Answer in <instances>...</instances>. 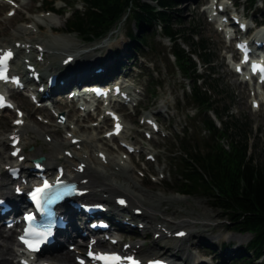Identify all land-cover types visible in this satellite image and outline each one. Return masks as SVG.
Listing matches in <instances>:
<instances>
[{
	"label": "rangeland",
	"instance_id": "1",
	"mask_svg": "<svg viewBox=\"0 0 264 264\" xmlns=\"http://www.w3.org/2000/svg\"><path fill=\"white\" fill-rule=\"evenodd\" d=\"M6 3L2 13H0V20L5 16L12 17L13 25L10 27V32L19 34V40L28 39L29 36L44 38L50 42H74L85 50H91L92 54L100 55L98 64L92 66V71H97L98 68L102 69L103 74L101 78L95 80L99 83L100 80L109 71L115 68L118 61L129 64L126 67L127 81H125L126 89L131 91L132 100L127 104L113 103V107L117 106L122 112L124 123V130L118 137H106L111 128V120L106 117L104 121L105 109L110 108V102L106 104L103 110L87 108L91 107L90 102L87 104L79 98V101L67 98L68 93L72 90L70 88L62 91L63 94L57 98L48 100L45 110H41V106L31 102V100L24 96L22 93H16L18 97L14 96L16 109H6L0 111V138H5L6 142L9 141L10 132L13 130L14 120L18 112L23 113L25 122L37 130V134L28 133L21 138V143L25 142V159L31 164V159L37 156H44L38 149L40 147L46 148L49 142H57L60 140L67 141L76 127L73 119L66 118V113L74 101L77 113L74 116L82 118L86 114L90 119L83 121L82 125L88 126L90 129L87 132H79L83 138L87 139V143H78L80 152H89L92 156H97L99 159L106 160V157H112L121 160L127 166L129 171V179L134 180L138 185L143 187L150 186L152 192L156 195L168 196L172 199L171 202L160 201L158 203V212L154 214L157 223L166 225L163 220L177 222L180 219H190L194 221V227L191 229V234L188 239H174L173 230L180 228L181 225L170 224L166 232L161 233L155 231V227L144 228L141 227L140 218L135 220L122 219L121 223L124 225L125 232L116 231L121 238L115 246L117 249H122L124 243H138L141 244L142 255L149 257L153 254H161L164 252L165 247H160L164 240H169L168 244L175 247L177 242L181 243L178 246L182 247L184 254L188 255V259L201 260L205 264H243L234 259L236 251L244 246L251 235L249 233H240L233 231L230 226H227V221L222 219L221 211L213 208L208 200L198 194L195 195H182L174 190L175 181L172 172L176 169L175 161L169 158L170 151L180 150L182 143L186 145L187 142L191 146H201V140L207 138L208 132L204 128L203 118L205 111L201 107H196L193 100L189 98L190 80L182 77L181 73L176 70L175 62L171 55L167 57L165 52L169 51L171 43L167 38H162L160 28L153 36L149 32L151 38V48L145 49V56L133 54L130 45V39L125 35L126 23L121 21L116 28L101 38L91 41H83L76 33H68L66 31L65 17L66 12L60 13V10L69 11L72 8L81 9L80 0H68L66 4L61 3L59 0H53V6L58 13L53 14L52 21L54 24L60 26L59 31H52L49 28V22L43 16L50 14L46 11H29L28 5L17 4L13 6L10 1L1 0ZM44 0L43 5H48ZM144 2H152V0H140ZM177 5L173 11L174 21L180 20L181 31L186 35L195 32L197 36L195 39L203 38L207 41L208 51L211 54V61L208 65L209 69L204 70V67L199 64V73L202 74L206 80L207 92L210 93L211 99L218 101L220 106L228 105L230 107L229 120L239 123H246L247 136L250 141V152L255 163L264 164V99L259 103L258 107L251 105V100L257 98V93L254 89L249 88L246 84H240L238 76L233 72L232 68L226 64L225 52L233 50V47L224 41L223 32L218 28L215 20H210V15L207 11V6H211V0H175ZM263 1V0H262ZM258 0L252 3L251 0H221V4L227 6L231 10L232 2L237 6L238 13H244L246 21H248L250 30L252 22L258 21L264 24V3ZM42 0H30L31 6L39 7ZM208 3V4H207ZM11 7L17 8L13 15H9ZM40 9V8H39ZM45 9V8H43ZM21 16H29L30 21L21 19ZM41 25L38 29L37 21ZM25 31H23V29ZM233 28L238 29L237 24ZM21 29V30H20ZM187 37V36H185ZM42 41L34 40L35 47H39ZM19 43V42H17ZM184 47H186L183 44ZM228 49V50H227ZM29 58H24L25 55ZM58 56H49L45 58L42 52L26 49V52L17 54V58L30 59L29 62L37 66L40 73H45L42 78L41 84L45 85L49 74H52L53 69L48 70L51 61H57ZM16 60V59H15ZM210 76L217 79V83H212L209 79ZM94 81V80H93ZM157 83L158 86L154 87ZM93 84L88 81L86 83ZM186 87L185 91L183 87ZM39 87V83L35 84ZM23 98V99H21ZM66 100L67 103L61 102ZM138 101V106L133 107L134 103ZM260 101V100H258ZM59 102V106H56ZM83 102V103H82ZM259 108V110H257ZM218 110L221 111L220 108ZM48 111L50 116L45 112ZM213 119L215 116L210 111L207 112ZM60 114H63V119H60ZM53 119L52 121L50 119ZM157 119L158 130L154 133L149 132L152 128L146 122V119ZM4 119L8 120V124L12 127L10 130H5L3 126ZM50 122L51 127L49 130L41 128L39 123ZM106 122V123H105ZM217 124L219 122L216 120ZM65 124H70L65 128ZM61 126L60 136H54V131ZM185 132V133H183ZM150 135L149 137L147 136ZM62 138V139H61ZM76 139L73 137L72 140ZM73 143V142H72ZM109 145L112 151L106 150ZM123 144H131L134 147L133 152H127ZM226 144L227 140L224 138L221 141ZM81 144V145H80ZM88 145H91L88 146ZM3 144L0 141V152ZM65 151L69 150L75 154L71 147H67ZM10 147L7 146L6 152L3 155H8ZM64 153L62 154H65ZM60 154V155H62ZM57 156V155H56ZM59 156V155H58ZM148 156L151 158L149 159ZM77 161L71 160V170L75 171L74 164ZM93 166H99L91 162ZM3 167V161L0 157V168ZM8 176V175H7ZM178 178V177H177ZM146 191L141 190L145 196ZM98 193V192H95ZM115 194H111L114 197ZM147 197V196H146ZM113 199V200H114ZM115 202V200H114ZM124 221V222H123ZM144 224V222H142ZM142 224V225H143ZM3 221L0 222V227L3 228ZM131 226V227H129ZM137 226V227H136ZM140 226V227H139ZM135 227V228H133ZM14 238H15V234ZM168 235V237H167ZM186 237V236H185ZM107 243V240H106ZM74 249L77 246L81 247V251L85 249L86 239L73 241ZM204 245V246H203ZM169 246V245H168ZM14 252H17L14 244ZM181 250V249H180ZM12 254L14 263H18L19 257ZM75 257V255L73 256ZM183 260V258H181ZM256 264H264V261L259 260Z\"/></svg>",
	"mask_w": 264,
	"mask_h": 264
},
{
	"label": "trees",
	"instance_id": "2",
	"mask_svg": "<svg viewBox=\"0 0 264 264\" xmlns=\"http://www.w3.org/2000/svg\"><path fill=\"white\" fill-rule=\"evenodd\" d=\"M257 1L251 0L252 3ZM52 4L49 2L48 7L53 8ZM80 4L81 9L72 5L66 11L65 25L68 33H76L84 41L105 36L123 21L127 24L125 35L130 39V50L135 55L145 56V49L151 48L149 32L155 36L158 28L160 36L171 43L165 55H171L177 72L190 80L188 97L196 107L204 109L202 121L208 132L207 138L201 140V146H191L187 142L186 145L182 143L180 150L169 152V158L176 163L172 172L176 184L174 190L182 195L205 197L213 208L221 211L222 219L233 231L251 235L241 247L243 249L236 251V261L243 264L264 261V164L255 163L251 156L248 125L229 120L230 107L220 106L207 92V83L199 73L198 64L200 62L204 70L209 69L211 54L207 41L196 40L195 32L186 35L181 31L180 20L174 21L172 14L177 5L175 0H152L151 3L80 0ZM126 66L118 62L114 69L121 72ZM209 79L211 83H217L210 74ZM157 86L155 83L154 87ZM187 86L183 87L184 91ZM208 111L215 115L219 124ZM224 138L226 144L221 143Z\"/></svg>",
	"mask_w": 264,
	"mask_h": 264
},
{
	"label": "bare ground",
	"instance_id": "3",
	"mask_svg": "<svg viewBox=\"0 0 264 264\" xmlns=\"http://www.w3.org/2000/svg\"><path fill=\"white\" fill-rule=\"evenodd\" d=\"M21 5H28V10L33 11H39L40 7L31 6L30 0H19ZM6 3L0 0V13L3 12ZM13 8V7H11ZM17 10V9H15ZM55 11V10H53ZM212 12V10H210ZM46 20L49 22V28L52 31H59L60 26L54 24L55 22L52 21L53 14H48L43 16ZM21 19L25 21H30L29 16H21ZM13 19L12 17L5 16L3 19L0 20V49H13L16 54L21 52H26V49L29 48L30 50H34L36 52H42V55H44L45 58H48L49 56H58L57 61H51L49 64V69H53L51 71L53 74L57 76L58 84L54 88H48L44 87V93L51 94L54 90L55 91H64L68 87L71 86H77L80 83L89 80H98L101 78L103 74L96 73L92 71V66L96 65V63L100 55L98 54H92L91 50H85L75 44L74 42H50L48 40H45L44 38H38V37H32L29 36L28 39L19 40V34L16 32H10V27L13 25ZM37 21V28L41 29L40 23ZM23 29V28H22ZM21 30V29H20ZM26 30V29H25ZM23 29V31H25ZM264 36V27L260 31ZM42 41L39 43V47H35L33 44V41ZM19 42L17 45L16 43ZM24 58H29V56L26 54ZM96 63V64H95ZM27 64H31L29 62H23V64H19L17 61H12V65H15L19 73L22 74V76L28 78V73L30 72L25 67ZM33 65V64H31ZM51 75V74H49ZM45 77V73L43 72V78ZM240 84H244L242 82H239ZM92 85V84H91ZM13 96H16L19 98V96L13 94ZM264 94L260 93L258 96V100L262 101ZM59 98V96H57ZM23 99V98H21ZM257 100V98H254L251 100L254 101ZM62 104L67 103L66 100H63L61 102ZM59 102L56 106H59ZM41 110H45V107H42ZM259 110V108L257 109ZM48 116L50 114L48 111L45 112ZM77 113V109L75 106L74 101H71V105L68 108V111L66 113V118L73 119V122L75 123L76 127L73 129L69 139L67 141L60 140L57 142H49L46 145V148L40 147L38 150L43 153L46 157L45 160L42 162V164L45 166V172L46 173H53L56 172V166H63L66 170L71 169V160L77 161L75 162V166H77L79 163H84L85 168L82 173L78 172V169H75V176L73 178L74 183L77 187H80L82 189H86L87 193L85 195H78V199L90 201L95 200L98 203H102L104 206H106V211L104 213L95 214L92 217H96L99 215L102 216H108L109 221L112 223L113 229H120L122 232H125L126 228L124 229V225L121 223L122 219L126 220H135L136 218H140L141 225L143 224L144 228L149 227H155V231L164 233L165 230L169 229L170 224H178L181 225L180 227L183 230L182 235L179 237V239H184L185 241L188 239L189 235L191 234V229L194 227V221H191L190 219H180L177 222H171L168 220H163V223H167L166 225H162L157 223L155 220V217L153 216L158 212V203L160 201L165 202H171L172 199L168 196L163 195H156L152 192L150 186L143 187L142 185H138L133 179H129V171L130 169L127 168L126 165H124L121 160L115 159L112 157H106L105 162L102 161V159H99L98 152H103V150H97V156H92L89 152H80L79 146L76 144L78 143H87V139L83 138L81 135H79V132H87L90 128L88 126L82 125L83 121H87L90 119L89 115H85L82 118L78 116H74ZM104 117V116H103ZM18 118V117H17ZM53 120L52 118L50 119ZM104 121H106V118L104 117ZM106 123V122H105ZM41 128L48 131L49 129L47 127H51L50 122L46 123H39L38 124ZM3 126L5 130H10L12 127L10 124H8V120L4 119ZM70 124H65L64 127L68 128ZM71 127V126H70ZM112 129V127H111ZM62 130V127L59 126L57 130L54 131V136L57 137L60 136V131ZM13 137H20L23 138L24 135L31 133V134H37V130L27 124L25 122V117H21V123L17 126H13V131L10 132ZM73 137H77V143H72L71 140ZM62 139V138H61ZM0 141L3 144V150L0 152V157L3 161V167L0 168V196L5 197L7 200H9L12 204H14L13 210L11 212L1 214L0 213V222L4 220L6 217L10 215V213H14L19 208L21 200L24 202V196L25 191L23 188L27 187V183H23L21 180V177L19 176L18 179H12L5 175L4 170L7 168L13 167L12 163L18 162L21 160L20 164L23 167V172L28 171L30 164L25 159L26 153H25V142L21 143V151L17 158L13 159L9 154L3 155V153L6 152L7 146L9 145V142H6L5 138H0ZM107 145L106 143H104ZM81 145V144H80ZM91 147V145H88ZM67 147H71L75 154H72L71 156H67L64 153L65 149H68ZM106 150L112 151L107 145ZM62 154V155H60ZM57 155V156H56ZM59 155V156H58ZM91 162H94L95 164H98L99 166H93ZM74 172V171H73ZM33 176L35 174L31 171L30 172ZM8 183L10 185H18L21 189L20 194H15L13 189H11L10 186H8ZM141 190L146 191L145 194L140 193ZM98 192V193H95ZM5 195H3V194ZM111 194H115L114 197H111ZM118 198H121L123 203L117 204L114 202V200H117ZM114 199V200H113ZM76 216H80L81 220L85 222L86 219H88L90 216L86 214L82 209L76 210L71 209L69 213H64V217L68 220V226L67 231H64L62 233L63 238H65V241H67L68 244H72L73 241H75V238L71 236L72 234H69L67 236V233H72L76 230ZM131 227V226H129ZM137 227V226H136ZM135 228V227H133ZM180 228H177L173 230V233L176 231H179ZM84 230V225L81 226V231ZM77 231V230H76ZM80 231V232H81ZM79 232V231H78ZM103 236H105L106 232H102ZM14 231L12 229H5V224L3 225V228L0 227V264H20L14 263L12 258L10 257L12 254H14V244H15V238H14ZM186 236V237H185ZM168 237V235H167ZM183 237V238H181ZM174 239H178V237H175ZM169 240H164L162 246L165 247L164 252L162 253L163 256L168 260L169 264H205L201 260H194L188 259V255L184 254L182 251V247L178 246V244H181L177 242L174 246H171V244H168ZM88 243V240L86 241ZM113 250H116L115 245H111L110 242H107ZM95 245H98V242H96ZM169 245V246H168ZM141 244L132 243L129 245V247L124 250L123 252L125 254L127 253H136L139 255H142L141 252ZM58 249L59 252L57 253H51L50 255H44L40 258L47 259L49 258L53 262H57L59 264H78L75 257H78L80 255L81 247L77 246L75 249L70 250L66 245L65 242H59L56 246L49 247ZM181 249V250H180ZM16 254V253H15ZM75 255V257H73ZM183 258V260H181Z\"/></svg>",
	"mask_w": 264,
	"mask_h": 264
},
{
	"label": "snow or ice",
	"instance_id": "4",
	"mask_svg": "<svg viewBox=\"0 0 264 264\" xmlns=\"http://www.w3.org/2000/svg\"><path fill=\"white\" fill-rule=\"evenodd\" d=\"M11 56H12V53L11 52H8V53H5L3 55H0V66H6L7 60L10 59ZM261 71H264V66H261ZM0 79H5V80L7 79V76L4 74V71H0ZM0 106H3V98L2 97H0ZM17 123H20V121H17ZM116 128H117V132H118L119 131V128H120L119 123H117ZM49 187L50 186L46 182L43 188L36 189L35 193L33 194V199H36L37 202L39 203L38 195L40 193H43ZM121 203H123V201H121ZM27 219L28 220H31L32 217L31 216H28ZM21 239L30 248H36V247H38V244H33L32 242H30L25 237H21ZM89 255L91 256L93 254L90 252ZM97 258L98 259H101V260H104L105 261V264H119L120 259H121L119 256H115V255H112V256L100 255ZM127 259L130 262V264H139L138 261L132 260V258H127ZM154 264H159V262H154Z\"/></svg>",
	"mask_w": 264,
	"mask_h": 264
},
{
	"label": "water",
	"instance_id": "5",
	"mask_svg": "<svg viewBox=\"0 0 264 264\" xmlns=\"http://www.w3.org/2000/svg\"><path fill=\"white\" fill-rule=\"evenodd\" d=\"M42 159H43L42 157H39V158L33 159V161H40Z\"/></svg>",
	"mask_w": 264,
	"mask_h": 264
}]
</instances>
